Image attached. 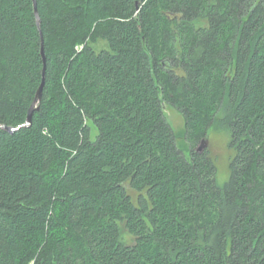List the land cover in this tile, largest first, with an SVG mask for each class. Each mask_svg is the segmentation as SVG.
Listing matches in <instances>:
<instances>
[{"label": "trees", "instance_id": "obj_1", "mask_svg": "<svg viewBox=\"0 0 264 264\" xmlns=\"http://www.w3.org/2000/svg\"><path fill=\"white\" fill-rule=\"evenodd\" d=\"M0 126V264H264V0H0Z\"/></svg>", "mask_w": 264, "mask_h": 264}, {"label": "rangeland", "instance_id": "obj_2", "mask_svg": "<svg viewBox=\"0 0 264 264\" xmlns=\"http://www.w3.org/2000/svg\"><path fill=\"white\" fill-rule=\"evenodd\" d=\"M97 50H100L104 47L102 43L95 46ZM80 50V49H79ZM165 117L168 124L172 127V130L180 134L179 139L177 140L178 147L182 151L183 155L189 157V146L183 135L184 129V118L183 116L174 108L164 105ZM214 130V129H213ZM211 130V131H213ZM210 131V132H211ZM219 134V146L210 147L209 141L206 140L204 144H198L196 149L201 148L200 152L208 149L212 156L216 157L217 160V176L216 180L219 185H223L228 178V160L231 155L229 150V134L216 130Z\"/></svg>", "mask_w": 264, "mask_h": 264}, {"label": "water", "instance_id": "obj_3", "mask_svg": "<svg viewBox=\"0 0 264 264\" xmlns=\"http://www.w3.org/2000/svg\"><path fill=\"white\" fill-rule=\"evenodd\" d=\"M33 7H34V15H35V19H36V24H37V26H39L40 18L38 16V13H37V10H36V5L34 4ZM41 56H42L43 61H45L43 49H41ZM42 87H43V82L41 83L40 87L37 90L35 99H34L32 105H31V107H30V109L28 111L26 122L21 126L22 128L30 126L32 114H33V112L35 110L36 111L38 110L37 105H38V103L40 101V98H41ZM0 129L4 130L6 132H9V133H13L14 131L17 130V129H14L12 127H5V126H0ZM201 148L198 149L199 152H200Z\"/></svg>", "mask_w": 264, "mask_h": 264}, {"label": "clouds", "instance_id": "obj_4", "mask_svg": "<svg viewBox=\"0 0 264 264\" xmlns=\"http://www.w3.org/2000/svg\"><path fill=\"white\" fill-rule=\"evenodd\" d=\"M206 139L209 141V148L219 146V134L216 130L209 132Z\"/></svg>", "mask_w": 264, "mask_h": 264}]
</instances>
